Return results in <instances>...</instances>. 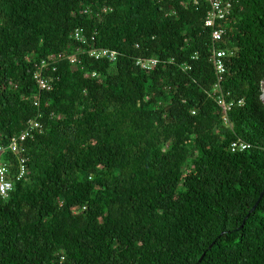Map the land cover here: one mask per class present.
<instances>
[{
	"label": "trees",
	"instance_id": "trees-1",
	"mask_svg": "<svg viewBox=\"0 0 264 264\" xmlns=\"http://www.w3.org/2000/svg\"><path fill=\"white\" fill-rule=\"evenodd\" d=\"M226 1L216 43L211 0H0V147L42 126L0 154V264H264V0Z\"/></svg>",
	"mask_w": 264,
	"mask_h": 264
},
{
	"label": "built area",
	"instance_id": "built-area-1",
	"mask_svg": "<svg viewBox=\"0 0 264 264\" xmlns=\"http://www.w3.org/2000/svg\"><path fill=\"white\" fill-rule=\"evenodd\" d=\"M232 10V5L229 1L226 0H211V10L207 15L206 19V27L212 29V38L216 43H221L225 38L226 30L222 27L221 22L224 21L230 14ZM74 38L80 43H86V36L83 34L82 30H76L74 33ZM90 56L94 57L95 59L102 60L107 59L109 61H115L117 59L118 53L116 51H112L110 49H93L90 52ZM233 55V51L226 50L223 48H214L212 62L215 66V70L218 75H223L227 71V58ZM157 60L151 61H140L139 64H142L146 70H151L153 66L157 65ZM77 63V56L72 57V64L76 66ZM52 66L51 61H43L42 64L39 66V69L35 73V80L37 81L38 85L41 89L49 90L51 89V82L47 79L44 75V71ZM187 69L188 67H184ZM215 93L211 94L215 96V100L224 110V113L227 115V112L234 106V102L227 103L225 100V96L220 92V84L218 83L215 86ZM242 101H240L241 103ZM226 122H227V116ZM41 125L37 122H33L29 124L27 129L23 132L22 135L19 137L14 138L9 147H0V154L5 153L7 151H11L15 154H21L23 152V143L26 142L27 138L32 135L34 130H41ZM22 144V146H21ZM251 148V145L243 140H238L232 143L231 150L233 152L236 151H244ZM27 159L21 158V172L18 175L16 180H22L27 173ZM11 173L10 168L7 166L6 163L2 162L0 165V194L6 197L10 191L14 188V181L9 179V175Z\"/></svg>",
	"mask_w": 264,
	"mask_h": 264
},
{
	"label": "water",
	"instance_id": "water-1",
	"mask_svg": "<svg viewBox=\"0 0 264 264\" xmlns=\"http://www.w3.org/2000/svg\"><path fill=\"white\" fill-rule=\"evenodd\" d=\"M261 93H262L261 98H262V100H263V102H264V79H263V82H262V92H261ZM263 195H264V192L262 193L260 199H262ZM260 199H259V200H260ZM258 203H259V201L257 202L256 206L258 205ZM256 206H254L253 210L256 208Z\"/></svg>",
	"mask_w": 264,
	"mask_h": 264
},
{
	"label": "rangeland",
	"instance_id": "rangeland-1",
	"mask_svg": "<svg viewBox=\"0 0 264 264\" xmlns=\"http://www.w3.org/2000/svg\"><path fill=\"white\" fill-rule=\"evenodd\" d=\"M77 41V40H76ZM2 164V157L0 156V165Z\"/></svg>",
	"mask_w": 264,
	"mask_h": 264
}]
</instances>
